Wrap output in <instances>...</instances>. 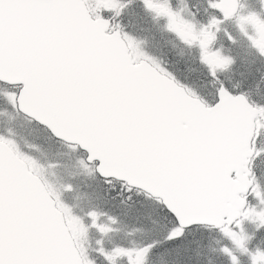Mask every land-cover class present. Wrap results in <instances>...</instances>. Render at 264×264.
<instances>
[{"label":"snow or ice","instance_id":"snow-or-ice-1","mask_svg":"<svg viewBox=\"0 0 264 264\" xmlns=\"http://www.w3.org/2000/svg\"><path fill=\"white\" fill-rule=\"evenodd\" d=\"M139 2L196 50L205 92L113 23L133 0H0V89L11 108L85 152L78 163L111 192L144 193L171 226L161 239L106 246L114 233L143 231L122 219L134 203L113 195L76 211L0 131V264H192L183 240L193 229L219 234L211 251L226 264H264V100L225 78L240 40L264 59V0L247 11L241 0H205L203 21L173 0Z\"/></svg>","mask_w":264,"mask_h":264},{"label":"trees","instance_id":"trees-1","mask_svg":"<svg viewBox=\"0 0 264 264\" xmlns=\"http://www.w3.org/2000/svg\"><path fill=\"white\" fill-rule=\"evenodd\" d=\"M128 18L134 22L133 18ZM182 60L183 59L180 57L177 59L180 63H183ZM177 66V68L180 69L178 64ZM241 66L242 69L239 70L238 68L237 70H234L233 77H237L243 72H249V65L241 64ZM182 69H184V67L181 68V70ZM198 84L200 85L203 83ZM30 125L31 124L20 126L18 132L21 137L30 143L33 142L37 144L42 151L47 154L46 156H54L61 162V164L70 170L69 174L74 176L71 178H74L75 191L72 194L73 197H71L70 200H67L66 203L73 206L76 211L87 209L94 204H103L105 201L111 202L113 195L117 196L119 200H124L125 204L134 203L136 210L132 214L122 217V219L124 223L130 227H138L143 229V231L137 232L133 236H125L123 232L114 233L108 237L109 242L118 241V243L124 244L126 240H141L143 242L147 239L162 238L167 220H165L163 213L161 214L158 212L156 207L145 199L139 197H137V199L133 198V200L129 202L126 199V195L116 187L117 184L112 186V188L116 189L113 193L111 192L110 187L104 184V181L88 178L83 174L81 169L77 170V168L75 169V167L72 166V158L68 156L66 151L64 152L60 148H56L54 140L48 136L45 131L41 132L38 128ZM218 240H222L218 233L207 232V230H191L184 237L183 244L190 249V252L193 255L192 264H201L202 262L203 264H208L209 261L211 264H226L224 260L220 259L218 252L211 251V249H218L220 247V245H217ZM106 246H109L108 243ZM197 253L200 255L197 256Z\"/></svg>","mask_w":264,"mask_h":264},{"label":"rangeland","instance_id":"rangeland-1","mask_svg":"<svg viewBox=\"0 0 264 264\" xmlns=\"http://www.w3.org/2000/svg\"><path fill=\"white\" fill-rule=\"evenodd\" d=\"M180 0H177V2H179ZM258 1V0H257ZM203 4L205 3V0H202ZM181 5L184 9V11L182 12V14L186 17L191 18L192 16H195L197 19L203 21L206 20L207 18V14H208V10H198L197 8L200 7V0H181ZM259 3L255 6V8H253L252 10H259ZM202 8V7H201ZM250 8V7H248ZM242 11H247L246 8L243 7ZM161 25L163 26L164 32L166 33L167 38L162 39L161 43L162 45H167V41H171L170 43L174 42V40H176L175 35L171 32H169L168 30H166L165 28V22H162ZM230 29H232L233 31H235L233 25L230 27ZM166 48V47H165ZM165 48H159V50H164ZM164 60V58H163ZM264 75V70L263 71H259L256 73V83H261V81H263L264 79L262 78V76ZM0 94H4L5 95V91H1L0 90ZM3 95V96H4ZM3 96H0V124L4 125L6 127V130H10L11 134H12V138L14 140H17V135H16V127L17 124L14 125L13 123V117L11 115H9V110H10V106L8 105V103L6 101H4L2 99ZM6 104V105H5ZM6 106V107H5ZM3 111V112H2ZM7 115V120L9 122L10 125H6L5 123V116ZM20 134L18 135V140H20ZM42 168L47 169L50 173H52L51 169L52 166L50 165H41ZM74 167L76 168H80L78 165H74ZM71 177H74L72 175H70ZM65 178H68L66 175H64Z\"/></svg>","mask_w":264,"mask_h":264},{"label":"flooded vegetation","instance_id":"flooded-vegetation-1","mask_svg":"<svg viewBox=\"0 0 264 264\" xmlns=\"http://www.w3.org/2000/svg\"><path fill=\"white\" fill-rule=\"evenodd\" d=\"M243 1V4H247L248 0H241ZM172 6L178 10H181L182 9V6L180 4H176L174 1L172 3ZM150 15L154 18L153 14L150 13ZM140 20V18H138ZM158 23H162V22H165L164 19L162 18H154ZM151 21H149V23L147 24H144L143 22L137 26V28H145L147 30V32H149L150 34H164V30L163 28H161L160 26L157 27V26H154L153 24L150 23Z\"/></svg>","mask_w":264,"mask_h":264},{"label":"water","instance_id":"water-1","mask_svg":"<svg viewBox=\"0 0 264 264\" xmlns=\"http://www.w3.org/2000/svg\"><path fill=\"white\" fill-rule=\"evenodd\" d=\"M22 112V111H21ZM23 114H25L24 112H22ZM28 116V115H27Z\"/></svg>","mask_w":264,"mask_h":264},{"label":"bare ground","instance_id":"bare-ground-1","mask_svg":"<svg viewBox=\"0 0 264 264\" xmlns=\"http://www.w3.org/2000/svg\"><path fill=\"white\" fill-rule=\"evenodd\" d=\"M194 262H195V261H194ZM201 264H203V262H202Z\"/></svg>","mask_w":264,"mask_h":264}]
</instances>
